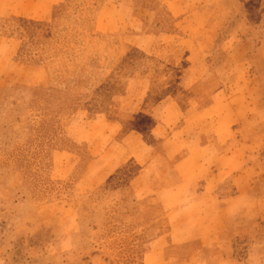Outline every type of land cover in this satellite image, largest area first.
Masks as SVG:
<instances>
[{
  "label": "rangeland",
  "instance_id": "rangeland-1",
  "mask_svg": "<svg viewBox=\"0 0 264 264\" xmlns=\"http://www.w3.org/2000/svg\"><path fill=\"white\" fill-rule=\"evenodd\" d=\"M0 264H264V0L0 17Z\"/></svg>",
  "mask_w": 264,
  "mask_h": 264
},
{
  "label": "crops",
  "instance_id": "crops-1",
  "mask_svg": "<svg viewBox=\"0 0 264 264\" xmlns=\"http://www.w3.org/2000/svg\"><path fill=\"white\" fill-rule=\"evenodd\" d=\"M65 0H0V17H24L48 21L57 5ZM15 40L10 39L9 45ZM141 50L144 47L139 46Z\"/></svg>",
  "mask_w": 264,
  "mask_h": 264
}]
</instances>
